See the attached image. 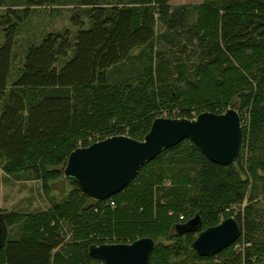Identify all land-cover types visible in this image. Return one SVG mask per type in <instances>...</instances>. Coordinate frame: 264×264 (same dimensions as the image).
<instances>
[{"label": "trees", "instance_id": "1", "mask_svg": "<svg viewBox=\"0 0 264 264\" xmlns=\"http://www.w3.org/2000/svg\"><path fill=\"white\" fill-rule=\"evenodd\" d=\"M62 1L30 0L22 11L9 8L2 17L0 161H6L7 172L30 170L48 184L65 175L80 141L86 147L87 137L96 134L142 141L164 110L173 118L193 119V110L222 114L239 99L236 107L239 114H249V127H243L239 157L230 165L212 162L185 139L148 161L123 191L106 201L88 196L70 179L75 189L48 211L0 212L8 227H18L0 249V264H105L90 255L92 245L143 237L156 242L150 264H173L183 256V263L264 264L254 205L237 215L226 211L244 203L252 182L249 195L255 201L264 183L258 173L264 171V0H204L191 25L185 7L170 10L171 0H78L89 24L75 14L74 36L67 29L30 45L14 77L20 26L34 6ZM157 14L168 25L167 42L183 32L197 40L195 66L190 69L182 58L156 51L143 70L136 67V75L114 77V69H122L136 50L155 41ZM247 148L252 178L245 179ZM231 216L243 227L237 242L216 255L197 254L193 242L198 234ZM196 217L198 228L187 230ZM237 245L243 249L237 251Z\"/></svg>", "mask_w": 264, "mask_h": 264}, {"label": "water", "instance_id": "2", "mask_svg": "<svg viewBox=\"0 0 264 264\" xmlns=\"http://www.w3.org/2000/svg\"><path fill=\"white\" fill-rule=\"evenodd\" d=\"M191 139L214 163L230 165L240 154L243 125L239 112L229 108L222 114L209 111L196 118H156L144 140L115 135L86 147L75 149L69 156L65 176L74 180L88 196L106 201L123 191L140 173L142 167L166 149ZM200 218L185 228L197 229ZM243 227L235 217L200 232L193 248L201 256L216 255L237 242ZM8 236V226L0 215V249ZM156 242L143 237L132 243L92 245L89 253L105 264H150Z\"/></svg>", "mask_w": 264, "mask_h": 264}, {"label": "rangeland", "instance_id": "3", "mask_svg": "<svg viewBox=\"0 0 264 264\" xmlns=\"http://www.w3.org/2000/svg\"><path fill=\"white\" fill-rule=\"evenodd\" d=\"M3 4L0 6V46L5 43L6 37L4 29L1 25L2 17L7 14L9 8L17 9L19 12L23 8L28 6L30 0H2ZM204 0H171L169 2L170 10H174L177 7H185L188 15V21L186 24L191 25L196 23L198 18V6L203 3ZM135 5V4H132ZM140 6V4H136ZM86 8H80L78 6V0H64L62 2H56L54 4H49L45 6H34L32 8L31 16L23 22L20 26V31L16 38V45L13 52L14 62L13 71L14 77L19 74L23 61L25 59L26 51L28 47L32 44H40L42 40L50 33L64 32L70 29L73 36L76 34L77 29L72 23V17L75 14H80L81 17L86 21V25L89 24V18L85 11ZM156 31L157 37L155 41L144 49H138L133 53V59L125 64L122 69H114L113 76L121 77L124 73L130 72L136 75L137 68L141 70L145 67L149 56L154 55L159 51H164V55L167 57H178L184 60L188 68L195 66L197 63L198 52H196L197 40H190V35L183 32L180 36H171L174 40L167 42L164 34L169 32L168 25L165 20L160 18V15H156ZM187 26V25H186ZM185 26V27H186ZM186 30V29H185ZM193 42V45H191ZM195 45V47H194ZM181 51V52H180ZM196 57V59H194ZM191 61V62H189ZM63 66V62L60 63V67ZM137 67V68H136ZM191 73V72H190ZM14 77H10V83L13 82ZM239 103V99L236 100V106ZM232 107L238 112H241L238 107ZM1 113V108H0ZM179 114V110H175L174 114ZM244 115L245 119L242 121L243 127H249V114L247 112L240 113ZM170 113L167 110L163 111L161 117H169ZM193 118H196L199 114L197 110L191 112ZM97 135V134H96ZM88 136L87 141L89 145L101 141V136ZM98 138L99 140H95ZM79 145L82 147L83 142L80 141ZM88 145V146H89ZM250 153L245 152L244 159V171L242 173L243 178L251 177L248 171L249 162L248 158ZM6 161H0V212H18L23 214H34L45 212L51 209L54 203L63 202L68 199L72 191L75 189L76 185L65 175L53 178L48 181V184L44 183L42 179L35 176V173L30 170H19L14 174L7 172L4 168ZM259 175L264 177V171L258 169ZM253 183V182H252ZM251 185L249 186V191L251 190ZM170 181H166V185H169ZM261 188L257 192L258 196L255 201L250 200V195H248L241 205H232L231 208H227L226 211H234L235 215L239 213H244L246 207L252 203L255 208V219L258 223V228L256 234L264 239V183L260 184ZM1 215V214H0ZM224 215V214H223ZM224 218V216H222ZM224 220V219H223ZM17 225L8 227V234H17L15 231ZM69 239V237H67ZM166 242V241H165ZM243 249L242 245H237L236 250L240 251ZM186 257L173 259V264H182ZM183 264H207L204 262L193 261V259H188V262Z\"/></svg>", "mask_w": 264, "mask_h": 264}, {"label": "built area", "instance_id": "4", "mask_svg": "<svg viewBox=\"0 0 264 264\" xmlns=\"http://www.w3.org/2000/svg\"><path fill=\"white\" fill-rule=\"evenodd\" d=\"M112 204L114 205V202Z\"/></svg>", "mask_w": 264, "mask_h": 264}]
</instances>
